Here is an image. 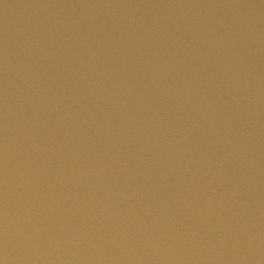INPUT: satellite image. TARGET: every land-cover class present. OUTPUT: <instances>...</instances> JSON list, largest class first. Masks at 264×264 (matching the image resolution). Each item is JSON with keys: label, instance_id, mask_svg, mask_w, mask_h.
<instances>
[{"label": "water", "instance_id": "obj_1", "mask_svg": "<svg viewBox=\"0 0 264 264\" xmlns=\"http://www.w3.org/2000/svg\"><path fill=\"white\" fill-rule=\"evenodd\" d=\"M0 264H264V0H0Z\"/></svg>", "mask_w": 264, "mask_h": 264}]
</instances>
